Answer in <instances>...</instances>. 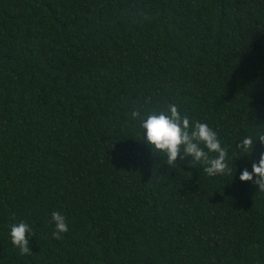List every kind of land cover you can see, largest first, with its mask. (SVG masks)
Wrapping results in <instances>:
<instances>
[{
    "label": "trees",
    "instance_id": "16d2710c",
    "mask_svg": "<svg viewBox=\"0 0 264 264\" xmlns=\"http://www.w3.org/2000/svg\"><path fill=\"white\" fill-rule=\"evenodd\" d=\"M168 104L216 132L222 174L140 142L131 113ZM258 135L264 0H0V264H264V191L237 179Z\"/></svg>",
    "mask_w": 264,
    "mask_h": 264
},
{
    "label": "clouds",
    "instance_id": "9594fccd",
    "mask_svg": "<svg viewBox=\"0 0 264 264\" xmlns=\"http://www.w3.org/2000/svg\"><path fill=\"white\" fill-rule=\"evenodd\" d=\"M131 116L134 119L138 118L140 142L150 146L154 153L165 156L169 165L175 164L182 147L184 154L191 158L193 164L204 165V171L209 176L222 174L226 170V150L222 147L216 132L207 123L199 121H193L189 130L188 117L181 115L175 104H168L163 111L149 110L143 116L140 112L133 111ZM256 138L264 146V135H258ZM252 146V137L245 136L239 147L241 152L249 154ZM210 153L214 155H209ZM237 179L241 182L252 181L258 190L264 191V152H261L258 160L251 164V171L242 169ZM50 218L54 229L53 237L59 238L60 234L68 231L63 214L53 211ZM26 233L31 235V229L22 220L8 227L10 243L18 248L21 254L29 253Z\"/></svg>",
    "mask_w": 264,
    "mask_h": 264
}]
</instances>
